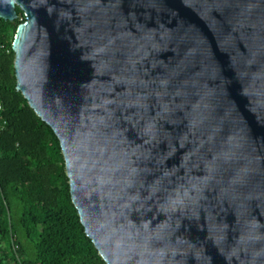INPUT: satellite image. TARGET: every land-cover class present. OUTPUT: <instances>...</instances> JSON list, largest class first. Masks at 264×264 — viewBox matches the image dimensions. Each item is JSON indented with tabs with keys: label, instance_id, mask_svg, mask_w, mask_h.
I'll use <instances>...</instances> for the list:
<instances>
[{
	"label": "water",
	"instance_id": "water-1",
	"mask_svg": "<svg viewBox=\"0 0 264 264\" xmlns=\"http://www.w3.org/2000/svg\"><path fill=\"white\" fill-rule=\"evenodd\" d=\"M16 7V89L106 264H264V0Z\"/></svg>",
	"mask_w": 264,
	"mask_h": 264
},
{
	"label": "trees",
	"instance_id": "trees-1",
	"mask_svg": "<svg viewBox=\"0 0 264 264\" xmlns=\"http://www.w3.org/2000/svg\"><path fill=\"white\" fill-rule=\"evenodd\" d=\"M16 13L0 17V264H106L72 202L56 134L16 89Z\"/></svg>",
	"mask_w": 264,
	"mask_h": 264
},
{
	"label": "built area",
	"instance_id": "built-area-1",
	"mask_svg": "<svg viewBox=\"0 0 264 264\" xmlns=\"http://www.w3.org/2000/svg\"><path fill=\"white\" fill-rule=\"evenodd\" d=\"M2 109V102H1V100H0V110Z\"/></svg>",
	"mask_w": 264,
	"mask_h": 264
}]
</instances>
